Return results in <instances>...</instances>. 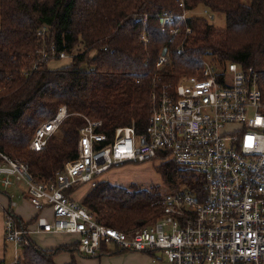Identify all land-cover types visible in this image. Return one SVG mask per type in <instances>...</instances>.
<instances>
[{
    "label": "trees",
    "instance_id": "obj_1",
    "mask_svg": "<svg viewBox=\"0 0 264 264\" xmlns=\"http://www.w3.org/2000/svg\"><path fill=\"white\" fill-rule=\"evenodd\" d=\"M200 7L224 15L225 26L203 15L178 22L184 10ZM163 14L174 15L176 34L170 25L162 29ZM164 48L169 62L158 69ZM60 52L70 54V62L50 68ZM208 54L251 68L264 100V0H0V153L25 163L35 180H52L76 158L84 117L101 121L99 131L110 138L118 127L142 133L152 92L196 74ZM31 61L34 67L26 68ZM61 106L68 115L40 151L30 150L37 127ZM155 160L166 193L202 189L200 174L168 157L149 161ZM77 187L65 195L77 201ZM166 193L159 186L127 188L100 179L77 202L97 221L127 231L158 219ZM14 217L20 227L32 221ZM18 247L14 264H56L57 254L76 251L75 244L42 248L27 234ZM117 252L103 246L96 255ZM66 264L77 263L72 258Z\"/></svg>",
    "mask_w": 264,
    "mask_h": 264
},
{
    "label": "built area",
    "instance_id": "obj_2",
    "mask_svg": "<svg viewBox=\"0 0 264 264\" xmlns=\"http://www.w3.org/2000/svg\"><path fill=\"white\" fill-rule=\"evenodd\" d=\"M187 16L184 10L178 21ZM173 19L163 14L160 23L176 34ZM164 54L157 67L166 63ZM201 64L196 74L152 92V111L142 133L118 127L110 138L99 131L101 121L84 117L76 158L65 162L52 180H35L25 163L0 153V187L24 186L22 194L37 212L34 229L77 236L79 254L93 256L112 246L145 253L150 264H264V100L256 73L214 57ZM67 115L61 106L40 124L29 149L40 151ZM156 156L200 174L203 187L164 194L162 215L149 225L118 230L64 193L77 185L93 186L111 168ZM14 205L11 201L5 212L4 240L14 244L16 263L19 241L30 229L17 224ZM46 209L50 217L42 213Z\"/></svg>",
    "mask_w": 264,
    "mask_h": 264
},
{
    "label": "rangeland",
    "instance_id": "obj_3",
    "mask_svg": "<svg viewBox=\"0 0 264 264\" xmlns=\"http://www.w3.org/2000/svg\"><path fill=\"white\" fill-rule=\"evenodd\" d=\"M244 3L249 4L250 0H243ZM187 11V10H186ZM207 11L204 10L203 8H195L194 10H189L187 11V15H200V16H205L206 18L212 20L213 24L216 27H224L225 26V17L222 14H210V13H206ZM184 21V20H183ZM179 22V21H178ZM65 53V52H64ZM161 54H163V51L161 52ZM160 54V56H161ZM43 56L46 55V53H42ZM166 57V63L169 62V57L167 55V50L165 51ZM216 58L214 55L212 54H208L207 56H205L203 59H210V58ZM202 59V60H203ZM71 60V55L65 53L64 56L62 57H58V59H54L51 58V60L49 61V67L50 68H56L59 67L61 65L67 64L68 62H70ZM33 61L27 62V67L29 68V66L34 67V64L32 63ZM165 63V64H166ZM164 64V65H165ZM163 65V66H164ZM161 67H157L158 69L162 68ZM185 76H182L180 79L184 78ZM178 80V81H179ZM177 81V82H178ZM158 161H144V162H127L126 164L120 166V167H116V168H111L110 170L100 174L99 176L96 177V180H100V179H105L108 180L109 182H111L112 184H117L123 187H127V188H150L151 186H159L160 187V191L163 193H166V189L164 188V186L161 183V177L160 174L156 171L155 168V164H157ZM83 185V184H82ZM77 185L79 187H77V189L73 192L72 197L77 200L80 201L81 197L84 195V193L88 190V188L90 187V185ZM24 188V186H21ZM1 188V187H0ZM13 189V188H12ZM9 188V190H12ZM45 214V213H43ZM157 220V219H156ZM155 220V221H156ZM153 223V222H152ZM151 224V223H150ZM149 225V224H148ZM139 228V227H137ZM135 229V228H132ZM131 230V229H129ZM127 230V231H129ZM124 231V230H121ZM75 236V235H73ZM68 240L72 241L73 237L70 236L69 234L67 235ZM77 236H75V240H74V244L77 242ZM12 243H9V245H7V254H6V264H12V259H13V250H12ZM9 246V247H8ZM10 248V256H9V252L8 249ZM112 249H117V248H113L112 246H108L107 250L110 251ZM121 251V250H119ZM75 256L78 257H82L84 258V260H88L91 261L92 263L95 264H150V258H144L142 256H137L136 254H145L142 252H138V251H129L127 253H131L132 256H130L131 258H125L123 255L125 253V251H121L120 253H111V254H103V255H93V256H87V255H83V254H79L78 252H74ZM11 262V263H10ZM90 263V264H92Z\"/></svg>",
    "mask_w": 264,
    "mask_h": 264
},
{
    "label": "crops",
    "instance_id": "obj_4",
    "mask_svg": "<svg viewBox=\"0 0 264 264\" xmlns=\"http://www.w3.org/2000/svg\"><path fill=\"white\" fill-rule=\"evenodd\" d=\"M22 186V185H21ZM11 187L8 189L0 188V264H6V254H7V245H9L10 242H6L4 240V216L5 212L9 208V205L12 202L15 203V205L12 207L13 214L19 218L25 223L31 221L29 223L28 228L29 230V236L30 238L40 247L45 249H51L55 248L59 245H72L74 244L75 237L72 236L73 240L69 241L66 233H51V232H42L37 231L34 228V225H32V222L37 215L36 210L33 208V206L29 203V201L26 199V196L23 193L25 188L23 187ZM21 194V195H20ZM42 213H45L44 215L50 217V210L46 209ZM13 244V243H12ZM9 247V246H8ZM13 250V259L12 264L15 263V259L17 257V251L14 246L12 245ZM107 250V249H106ZM111 252H115L116 249L110 250ZM9 256H10V248L8 249ZM117 253H120L118 250ZM75 253H71L68 251L61 252L57 254L54 257V261L56 264H66L71 261L72 258L75 259L77 264H90L91 261L84 260L82 257H78L74 255ZM137 256H142L148 258L149 256L147 254H136ZM125 258H131V253L125 252L123 255ZM149 259V258H148ZM10 262V263H11ZM95 264V263H92Z\"/></svg>",
    "mask_w": 264,
    "mask_h": 264
},
{
    "label": "water",
    "instance_id": "obj_5",
    "mask_svg": "<svg viewBox=\"0 0 264 264\" xmlns=\"http://www.w3.org/2000/svg\"><path fill=\"white\" fill-rule=\"evenodd\" d=\"M165 51H166V48L163 49V53H165Z\"/></svg>",
    "mask_w": 264,
    "mask_h": 264
}]
</instances>
